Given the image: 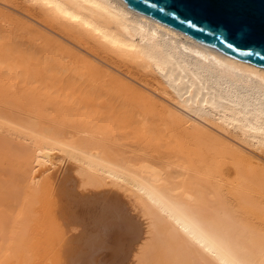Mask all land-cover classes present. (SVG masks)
<instances>
[{"label": "bare ground", "instance_id": "1", "mask_svg": "<svg viewBox=\"0 0 264 264\" xmlns=\"http://www.w3.org/2000/svg\"><path fill=\"white\" fill-rule=\"evenodd\" d=\"M121 123L145 160L118 152ZM0 133L30 148L0 264L57 244L60 264H264L263 67L124 0H0ZM92 189L116 199L66 236L51 208Z\"/></svg>", "mask_w": 264, "mask_h": 264}, {"label": "water", "instance_id": "2", "mask_svg": "<svg viewBox=\"0 0 264 264\" xmlns=\"http://www.w3.org/2000/svg\"><path fill=\"white\" fill-rule=\"evenodd\" d=\"M198 41L264 68V0H124Z\"/></svg>", "mask_w": 264, "mask_h": 264}, {"label": "rangeland", "instance_id": "3", "mask_svg": "<svg viewBox=\"0 0 264 264\" xmlns=\"http://www.w3.org/2000/svg\"><path fill=\"white\" fill-rule=\"evenodd\" d=\"M16 2H18V1H16ZM15 15L21 17V15H18V13ZM26 47H28V45ZM121 65H123V64H121ZM126 66L123 65L122 68H126ZM68 94H69L68 95L69 103H73V100L74 101L76 100L74 92L72 93L69 91ZM118 102H120V101H117V103ZM111 108L112 107H110V104L108 102L107 106L98 109V114L102 117L106 116L105 118L110 119V120L105 119L106 121H112L115 118V115H112L113 112H112ZM90 110H93V109H90ZM67 130L70 131L71 133H75L76 135H82V136L88 135V131H83V132L77 133L76 130H73L71 128H68ZM132 131H137V129L134 128V126H128L126 123L118 124V133L116 135L121 137L124 140V142L127 143V145H119L116 147H117L118 152L123 157H125L131 161L140 162L142 160H145L146 154H143L141 151L135 150V146L129 144V142H131L129 137L132 136V134H131ZM71 133H69L68 135H71ZM126 134H129V135H126ZM6 135L7 134L0 133V214H2V220L0 219V228H3L7 232L0 229V231H1L0 243L4 238H6L10 235V230L13 226L17 225V228L19 227V224L17 222H15V218L19 212V209L21 206V201L24 199V197L27 195V193L29 191V188H27V185L24 182V174H25L26 170L23 167L22 161L25 162V160L27 159V157H26L27 155H25V152H26L25 150L26 149L29 150L30 148L26 144H24L23 142L19 141L18 139L15 140L11 137L9 138V136H6ZM30 161H31V158H30ZM25 165L29 166L30 163L25 164ZM66 166H67V170L69 172L74 173L73 172L74 167L72 166V164L67 163ZM74 175H75V173H74ZM230 177L231 178L236 177V174H232ZM73 180L70 181L71 186L73 184ZM60 190H61V188L59 186H57L54 189V192H55L54 197H53L54 199L56 197L61 198V196H62V199H64L63 193ZM11 191L14 194V196L8 195V193H11ZM103 192L104 191H102V189H99V190L92 189L91 191H88L86 193H79L78 196H82L83 198L82 197L75 198L76 203L70 202V204L67 203V204H64V206L62 205L61 207H58V208L55 207V209L53 207L51 208L50 215L52 217H54L55 220H53L49 216H47V217L51 220V222H55V224H57V226H59L61 231H64V233H65V230H66V236L69 233L74 232L73 237L78 239L85 232L84 231L85 226L89 225L87 222L91 218H93V220H94V218L98 215L97 211L99 209H101L100 206L104 202L103 200L100 199L104 194ZM82 194H85L86 196L82 195ZM89 194H90V197H89ZM17 195H18V197H16ZM111 195H113V194L109 193L108 197L106 195L105 197H102V198H106L108 200L110 198L116 199L113 196L111 197ZM97 196H101V197H97ZM86 197L90 198V199H88L89 201L87 200ZM53 198H52V200H53ZM91 198L92 199L94 198L96 200L93 199L94 200V202H93ZM67 199H70V198L67 197ZM81 200H83L84 202ZM38 204H40V203L37 202V205ZM67 206H69L70 209ZM97 207H98V209H97ZM86 214L87 215L89 214L88 217ZM94 214H95V216H94ZM89 216H90V218H89ZM91 220L89 221V223L92 222ZM31 225H33V222L31 223ZM78 225H80V226H78ZM38 228L40 229V233H39L40 239L43 240L42 239L43 236L44 237L46 236V241H47V239L50 240L49 237H51L52 233L48 232V228L46 227V230H44L41 227H38ZM74 230H76V232ZM3 231L6 232V234L4 233L5 235H3ZM48 243H46V244H48ZM46 247H47V245H46ZM57 248H59L58 244L54 246L52 254L51 253L48 254L49 252L46 249V259L44 260L46 262L45 264H60L59 263L60 258L58 255L60 252V249L58 250V254H57ZM42 251H43V249L38 250L33 255L31 261H29L30 263H25V264H39V263L43 264L44 261L42 262L40 260V256L43 253ZM7 253H9V251H7ZM51 256H53V257H51ZM50 257H51V259H50ZM34 262H36V263H34Z\"/></svg>", "mask_w": 264, "mask_h": 264}]
</instances>
